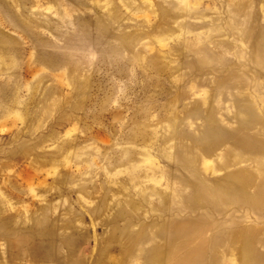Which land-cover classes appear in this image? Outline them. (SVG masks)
<instances>
[{
    "label": "rangeland",
    "instance_id": "1",
    "mask_svg": "<svg viewBox=\"0 0 264 264\" xmlns=\"http://www.w3.org/2000/svg\"><path fill=\"white\" fill-rule=\"evenodd\" d=\"M0 264H264V0H0Z\"/></svg>",
    "mask_w": 264,
    "mask_h": 264
}]
</instances>
